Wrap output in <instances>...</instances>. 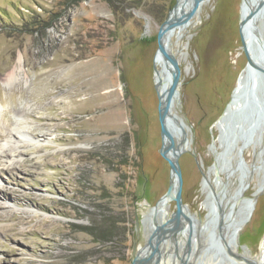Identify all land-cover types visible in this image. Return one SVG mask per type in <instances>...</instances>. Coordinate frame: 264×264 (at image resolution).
I'll use <instances>...</instances> for the list:
<instances>
[{
	"label": "rangeland",
	"instance_id": "374dc122",
	"mask_svg": "<svg viewBox=\"0 0 264 264\" xmlns=\"http://www.w3.org/2000/svg\"><path fill=\"white\" fill-rule=\"evenodd\" d=\"M176 2L0 0V146L16 126L39 141L19 142L20 163L10 165L11 152H0V264H131L148 229L140 225L137 231L136 220L145 218L169 186V166L159 153L154 57L158 29ZM241 4L202 0L176 26L170 40L181 85L172 110L187 138L179 166L182 201L191 217L204 218L209 187L221 188L229 173L221 171L215 187L210 169L218 162L233 170L241 161L242 185L248 180L244 195L257 198L237 233V253L246 246L255 257L250 261L264 264L258 249L264 238V125L247 133L251 143L240 151L243 144L232 143L228 132L244 110L221 126L217 122L247 65ZM19 59L20 80L3 86ZM239 176L235 172L224 181L229 198ZM174 205L159 219L170 218ZM105 219L117 222L112 234L98 231ZM206 236L196 232L201 246ZM230 259L224 249L221 257L209 251L198 261Z\"/></svg>",
	"mask_w": 264,
	"mask_h": 264
},
{
	"label": "water",
	"instance_id": "95a60500",
	"mask_svg": "<svg viewBox=\"0 0 264 264\" xmlns=\"http://www.w3.org/2000/svg\"><path fill=\"white\" fill-rule=\"evenodd\" d=\"M200 1L202 0H195L194 7H192L186 17L196 11ZM241 2L239 35L247 65L245 68V83L237 100L241 103L239 111L244 110V114L234 123L232 132H228V137L232 138V143L240 141L242 144H249L251 143V137L247 133L264 125V0H241ZM178 9L180 10L177 0L167 19L158 29L157 50L154 57V62L156 57L161 60L164 81L168 83L160 89L163 84L159 80H155L159 72H157L154 65V85L158 99V119L161 137L159 153L169 166V186L157 204L151 208L150 222L145 221L146 216L141 221L136 220V230H139L140 225L145 227L149 225V227L147 226L149 233L145 235L143 245L133 249L131 264H200L198 260L201 255L212 251L214 258L221 257L224 249L235 260L244 261L246 264H256L243 258L241 253H232L230 251L229 246L234 242L236 234H233L228 240L226 238V234L231 228L234 219L239 221V229L248 223L251 210L256 202V193L252 197L244 195L245 190L248 188V180L244 188L237 191L227 201L225 200V183L221 185V188L217 189L210 186V194L204 203L208 208V212L204 218L198 216V222L184 212L186 205L182 201L183 179L179 166V157L182 150L175 143L173 135L176 133L182 134L183 127L179 124V130H177L173 125L171 132L165 124V119L171 111L173 99L177 96L181 85V69L174 55L167 51L162 41L165 33L181 25L182 18H179L180 12ZM171 15L173 16L171 17ZM232 102L231 98L229 104ZM252 112L254 118L250 119ZM227 115L228 113L224 112L217 122L224 121L225 123ZM173 122L176 123L175 118ZM218 141L220 143L226 141L225 134L221 133ZM227 150L228 148H226ZM262 154L264 155V150H262ZM237 164L233 170H229L225 164L217 162L213 181L215 187L219 183L218 175L221 171L230 172L225 176V180L235 172L244 177L246 173L239 168L241 161ZM167 199L175 203V210L171 213L170 218L162 222L158 219L157 206L161 200ZM208 217L210 218L208 219ZM203 222L204 225L199 228V223ZM183 231H186V238L185 245L181 250L179 249L178 239L181 238ZM196 232H207L202 246L196 238ZM193 238H196L199 245L196 248H193ZM167 241L168 247H166ZM243 247L246 246H241V249Z\"/></svg>",
	"mask_w": 264,
	"mask_h": 264
},
{
	"label": "bare ground",
	"instance_id": "6f19581e",
	"mask_svg": "<svg viewBox=\"0 0 264 264\" xmlns=\"http://www.w3.org/2000/svg\"><path fill=\"white\" fill-rule=\"evenodd\" d=\"M194 3H195V0H178V8H180V10L178 9L179 12H180L179 18H182V21L181 22H184L185 20H188L194 14V12H193V13L190 14L189 17H186L189 14V11L192 9V7H194ZM172 16L173 15H171V17ZM175 28L176 27H174L173 29H171L170 31H168L167 33H165V35H163V37H162L163 44L165 45L167 51H169L170 54H172V55H173V52H172V49H171V40L170 39L172 38V35L174 33ZM155 61H156V66H157L156 67V70H157V72H159L158 76L155 77V80H159V82L161 84H163L162 86H160V89H162V87L164 85L168 84V83L166 81H164V74H162V66L163 65H162L161 60L158 57H156L155 58ZM21 63H22L21 62V59H19L18 65L14 66L7 73V75L4 77V79H2L1 84L3 86H8V88H9L14 83H16L17 81L20 80L19 79L21 77L20 76V73L22 71V67H21L22 64ZM245 76H246V73L243 72L240 75L239 79H238L237 87L235 88L234 94L232 96L233 102L231 104H229V106L227 107V109L225 111V113H228V115L226 116V118L229 117L230 113H233V112L239 110V108H241V103L237 99L240 97L241 92L243 90V86H244V83H245ZM172 105H173V102H172ZM172 105H171V111L169 113V116H167V118L165 119V124L167 125L168 129L171 132H172L173 125L176 127L177 130H179V127H178L179 124L182 125V127H184V124L182 123L181 119L172 110ZM3 109H4V106L0 103V113L3 111ZM174 118L176 119V123L173 122ZM15 119H16V122H19V123L22 120L18 116L15 117ZM223 122L224 121H220L218 123V125L221 126V124ZM23 129L24 128L17 127V126L14 127L12 129V132L10 131L12 137L9 140H6L4 143H2V145L0 146V152L5 153L6 152V149L11 152V157L9 155V158L7 159V161H9V164L10 165L15 164L17 162L20 163L19 160L18 161L16 160L18 158V156H19V155H16L17 150L19 148V146H18L19 145V142H21V143L22 142H26V143L28 142V143H32L33 145H35L36 143L39 142L38 140L33 139L34 137H32L31 134L29 135V133L26 132V131H24ZM25 129H26V127H25ZM15 135H18V138L15 137ZM173 135H174V141H175V143L182 150V153H184L186 151V148H187V138H186L185 128H183L182 134L176 133V134H173ZM13 138L20 139V140H16L15 142H11V139H13ZM44 141H48V139H44L43 142ZM246 147H247V144H243L242 147L240 148V151H241V149H245ZM5 155H7V154H5ZM214 169H215V167L211 168L209 173L213 172ZM229 173H227L226 175H228ZM243 178H244L243 176H239L238 188L234 191V194L237 191H239L240 189L244 188V185H242ZM224 181H225V179H224ZM224 181L222 182V184L224 183ZM207 183H208L207 179L203 180L202 187L204 189H207ZM170 202H171V200L170 199H167V200H161L158 203V206H157V209H158V219H159V216L164 215L169 210V204H170ZM253 209L251 210V214L253 212ZM151 212L152 211H150V212H148L146 214L145 221L147 220V221L150 222V219H151L150 213ZM184 212L187 215L191 216L187 207L184 209ZM209 216L212 217L211 215H209ZM166 219H164V220H160L159 219V221L164 222ZM249 219H250V217H249ZM238 222L239 221L236 220L232 224L230 230L226 234L227 240H228V238H230L231 236H233V234H236L234 242L231 243L230 246H229L230 247V251L232 253H237L238 252L237 233L241 229V228L239 229ZM203 225L201 223H199L198 227L200 228ZM147 226L149 227V225H147ZM147 233H149V229H146V235H147ZM185 238H186V231H183L181 238L178 239L179 249H181V250L183 249V247L185 245ZM168 246H169V244H168V241H167L166 247H168ZM197 246H199L198 243H197V240H196V238H193V248H196ZM258 249H260L259 255L260 256L264 255V238L260 242V245H259ZM241 251H242L241 255H242L243 258L248 259L249 261L255 258V257L250 256L251 251L247 247H243ZM249 251H250V253H249ZM229 264H246V263L244 261H241V260L230 259L229 260Z\"/></svg>",
	"mask_w": 264,
	"mask_h": 264
},
{
	"label": "trees",
	"instance_id": "16d2710c",
	"mask_svg": "<svg viewBox=\"0 0 264 264\" xmlns=\"http://www.w3.org/2000/svg\"><path fill=\"white\" fill-rule=\"evenodd\" d=\"M137 153H139L140 155L139 150L137 151ZM101 224L102 228H99L98 231L101 232L102 235H109L112 234V232L115 230L117 222L113 221L112 219H105L103 222H101Z\"/></svg>",
	"mask_w": 264,
	"mask_h": 264
},
{
	"label": "flooded vegetation",
	"instance_id": "af4514ba",
	"mask_svg": "<svg viewBox=\"0 0 264 264\" xmlns=\"http://www.w3.org/2000/svg\"><path fill=\"white\" fill-rule=\"evenodd\" d=\"M228 198V199H227ZM231 198V197H230ZM229 198V193H228V191L225 189V200L227 201V200H229L230 199ZM250 220V219H249Z\"/></svg>",
	"mask_w": 264,
	"mask_h": 264
}]
</instances>
